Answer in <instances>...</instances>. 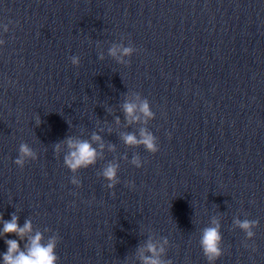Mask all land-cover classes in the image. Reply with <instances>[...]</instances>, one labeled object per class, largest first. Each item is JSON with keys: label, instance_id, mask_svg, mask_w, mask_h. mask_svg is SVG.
I'll return each mask as SVG.
<instances>
[{"label": "water", "instance_id": "obj_1", "mask_svg": "<svg viewBox=\"0 0 264 264\" xmlns=\"http://www.w3.org/2000/svg\"><path fill=\"white\" fill-rule=\"evenodd\" d=\"M4 24L0 264L11 213L41 244L56 238V264H142L148 242L161 264H209L199 239L214 219V264H264V0H0ZM114 44L135 48L127 65ZM141 129L157 152L125 143ZM66 138L87 140L95 162L70 171ZM21 142L37 153L22 168ZM244 219L258 221L250 239L234 223Z\"/></svg>", "mask_w": 264, "mask_h": 264}, {"label": "clouds", "instance_id": "obj_2", "mask_svg": "<svg viewBox=\"0 0 264 264\" xmlns=\"http://www.w3.org/2000/svg\"><path fill=\"white\" fill-rule=\"evenodd\" d=\"M11 22V21H10ZM3 27L5 32L8 31V25H0ZM4 43L0 41V44ZM135 48L130 46H121L113 45L108 49V54L116 58L118 63H123L127 65L128 60H124L123 57H130ZM98 59H103V55H98ZM69 60L73 66H78L80 63V57L77 55H72L69 57ZM137 109V105L131 102H125L123 104V110L125 113V118L131 117L132 121L139 119L138 116L134 115V112ZM139 111L147 118H154V112L151 110L150 105L147 99L141 101L139 104ZM36 123H40L39 117L36 119ZM141 139L137 140L136 137L132 134L123 136V139L126 144L136 145L143 144L146 151L150 153H155L158 151V144L156 143V137L152 132L141 129L140 131ZM93 140H98L99 137L93 135ZM68 147L70 149L69 153L64 157V164L70 171H75L81 167H87L89 164L95 162L96 150L87 140H72L71 138H66ZM59 149V143L54 145V151ZM37 159V153L34 151L27 143L21 142L18 147V155L13 160V163L19 167H23L28 160ZM132 164L137 168L141 167L142 162L138 158H133ZM117 166L109 164L103 170V177L107 181V187L109 189L113 188L119 180L117 179ZM73 185L79 186L80 181L73 178L70 180ZM132 182H129L131 186ZM10 220L3 221V230L2 234L4 235V243L7 245V251L3 253L4 264H56L58 259L55 248H56V238L52 237L49 239V242L46 245L40 243L42 239L41 233L37 232L34 236H27L31 232V221L25 220L23 226L21 227L18 224V217L15 213H11ZM3 217L0 216V220ZM240 229L245 233L247 239H250L254 236L252 229L257 226V220H236L234 221ZM15 234L19 240H24L27 238V243L24 251L20 250L19 240L18 239H9L7 238L8 234ZM222 236L220 233V225L215 219L212 221V225L203 228L199 244L202 249L203 255L206 257L209 264H214L221 255L222 249L221 245ZM166 242V241H165ZM148 252L152 253L151 256H141L142 264H161V261L158 258L157 249L155 245L151 242H148L146 245ZM163 251V248L159 249Z\"/></svg>", "mask_w": 264, "mask_h": 264}]
</instances>
